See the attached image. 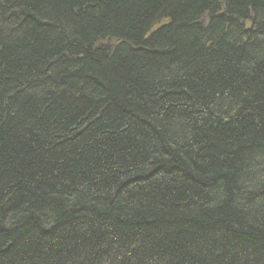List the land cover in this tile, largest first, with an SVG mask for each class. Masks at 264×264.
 Listing matches in <instances>:
<instances>
[{"label":"trees","instance_id":"16d2710c","mask_svg":"<svg viewBox=\"0 0 264 264\" xmlns=\"http://www.w3.org/2000/svg\"><path fill=\"white\" fill-rule=\"evenodd\" d=\"M0 264H264V0H0Z\"/></svg>","mask_w":264,"mask_h":264}]
</instances>
